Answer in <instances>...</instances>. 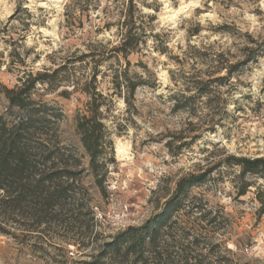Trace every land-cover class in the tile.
I'll return each instance as SVG.
<instances>
[{
	"label": "rangeland",
	"instance_id": "obj_1",
	"mask_svg": "<svg viewBox=\"0 0 264 264\" xmlns=\"http://www.w3.org/2000/svg\"><path fill=\"white\" fill-rule=\"evenodd\" d=\"M133 25L146 36L117 56ZM123 70L142 80L133 96L116 90ZM39 74L32 98L86 168L80 220L91 233L77 243L57 226L0 234V264H96L105 243L157 214L191 176L202 180L175 229L199 237L206 264H264V167L238 163L264 160V0H0V115H17L1 86ZM93 93L106 128L96 179L78 131Z\"/></svg>",
	"mask_w": 264,
	"mask_h": 264
},
{
	"label": "trees",
	"instance_id": "obj_2",
	"mask_svg": "<svg viewBox=\"0 0 264 264\" xmlns=\"http://www.w3.org/2000/svg\"><path fill=\"white\" fill-rule=\"evenodd\" d=\"M130 28L114 46L117 56H129L140 45L142 36H146L140 26ZM42 77L39 74L30 83L12 90L1 86L9 104L7 111H17V115L11 120L0 115V234L16 240L18 230L31 235L57 226L69 241L77 243L91 233L80 220L84 202L89 205L82 186L86 168L81 159L66 155L55 141L54 131L47 126L54 119L51 110L32 98L35 85L45 84ZM115 83L117 91L125 88L133 96L142 80L128 81L123 70L122 74H115ZM97 98L104 99L98 93L91 94L78 119L81 142L89 158L87 170L95 179L96 170L104 164L101 155L106 137L102 104ZM238 163L251 173L264 167L262 159ZM201 180L191 176L180 181L174 196L157 214L141 226L120 231L105 243L96 264H206L207 256L199 250V237L186 228L182 232L175 229V217L182 212L186 192ZM101 182L98 177L97 183ZM215 263L224 261L218 259L212 264Z\"/></svg>",
	"mask_w": 264,
	"mask_h": 264
},
{
	"label": "bare ground",
	"instance_id": "obj_3",
	"mask_svg": "<svg viewBox=\"0 0 264 264\" xmlns=\"http://www.w3.org/2000/svg\"><path fill=\"white\" fill-rule=\"evenodd\" d=\"M168 13V12H167ZM171 13V12H170ZM177 13V12H176ZM177 15L175 14V12H172V14L169 16V18L171 17L172 19L175 18ZM118 144V143H117ZM127 151H128V147L125 146L124 144L119 143L117 145V154L118 157L121 159H126L127 158Z\"/></svg>",
	"mask_w": 264,
	"mask_h": 264
}]
</instances>
